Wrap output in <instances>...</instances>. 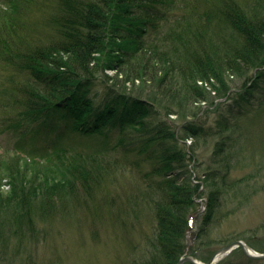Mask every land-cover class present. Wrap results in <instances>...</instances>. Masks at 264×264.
Instances as JSON below:
<instances>
[{
  "label": "trees",
  "instance_id": "trees-1",
  "mask_svg": "<svg viewBox=\"0 0 264 264\" xmlns=\"http://www.w3.org/2000/svg\"><path fill=\"white\" fill-rule=\"evenodd\" d=\"M0 65L18 74L0 85L4 130L56 145L41 161L0 151L2 264L40 227L78 214L124 231L150 216L154 231L133 264H178L193 229L196 254L227 203L264 189L249 188L252 175L264 178L263 160L231 177L233 161L264 149L239 122L264 85V0H0ZM213 93L234 106H217L207 125L200 114ZM216 138L213 156L226 163L194 178L198 150ZM229 256L219 264L253 262L241 249Z\"/></svg>",
  "mask_w": 264,
  "mask_h": 264
},
{
  "label": "rangeland",
  "instance_id": "rangeland-1",
  "mask_svg": "<svg viewBox=\"0 0 264 264\" xmlns=\"http://www.w3.org/2000/svg\"><path fill=\"white\" fill-rule=\"evenodd\" d=\"M110 74H113V72H110ZM11 75L18 79V74L12 70L9 72L0 65V85L3 82L8 85L7 79ZM241 82L234 79L231 85L234 89H237L242 85ZM214 94L211 96V99L215 102L214 105L207 102L203 103L204 108L200 114L201 116L204 115L202 116V122L207 125H214L215 120L220 116L215 110L217 106L223 103H225V107L234 106L233 100L226 101L227 97L221 98ZM250 98V102L243 105V115L239 122L242 125L245 124V127L250 129L251 132L256 133L258 130L261 136L260 140L264 142V85ZM206 109L210 111L207 113ZM235 110L238 111L237 106ZM1 114L2 112L0 113V151L4 159H11L19 152L27 161H33V158L41 161L47 158V155L56 147L50 137V139L42 136L32 137V132H30L28 138L25 139L20 135V131L4 130ZM172 120H177V117H172ZM34 128L35 126L32 125L31 129ZM217 141L218 138L211 139L206 144L201 145L197 152V159L191 164L193 167L194 165L198 167L194 178L201 176L205 171L216 169L226 163L224 158L217 159L213 156L214 145ZM61 143L68 146L70 141L66 137L61 140ZM191 145V141L187 142V149ZM263 150L256 151L257 157L249 156L251 150L249 153L247 152L248 155L244 152L241 164H237L236 167H234L235 161H233L231 177L237 179L254 173L255 169L260 167V162L264 161ZM253 177L254 175L250 177L249 188L256 183L259 187H262L264 178L252 180ZM201 190L206 192L207 188L202 187ZM235 199L237 201L233 199L229 204L227 203L225 210L222 211L224 212L223 218L210 231L209 241L204 243L206 244V250H200V254L199 252L193 254V244L196 243L193 238L197 232L195 229L190 232L187 236L189 246L187 255L201 262H207L201 259L204 254L213 255L221 248L237 240H243L253 250L264 253V189L247 199V201L241 197ZM198 202V209L202 213L206 207V198L204 197L203 200L200 199ZM92 221V218L78 214L77 218H67L66 221L61 220V222L48 225L45 230L44 226L40 227L41 233L38 241L29 248H25L15 259V262L10 264H133L135 258L140 257V252L145 243L144 236L146 234L151 236L156 224V221L150 216L142 217L140 225L138 221L134 222V219L131 218L127 222L126 228L128 231H124L120 227L108 224L106 221L104 223V219L95 221V224ZM196 221H199V218H195L194 222ZM234 257L230 264H264V260L252 259L253 262H248L242 257ZM246 258L251 259L247 256ZM5 264L8 263L5 262Z\"/></svg>",
  "mask_w": 264,
  "mask_h": 264
},
{
  "label": "water",
  "instance_id": "water-1",
  "mask_svg": "<svg viewBox=\"0 0 264 264\" xmlns=\"http://www.w3.org/2000/svg\"><path fill=\"white\" fill-rule=\"evenodd\" d=\"M237 249H241L244 252V254L251 259L264 260V253H259L253 250L243 240H237L218 250L216 253L212 255V257L207 262H201L196 258L186 254L184 257L181 258L178 264H184L186 262H189L190 264H218L220 261L227 258Z\"/></svg>",
  "mask_w": 264,
  "mask_h": 264
}]
</instances>
